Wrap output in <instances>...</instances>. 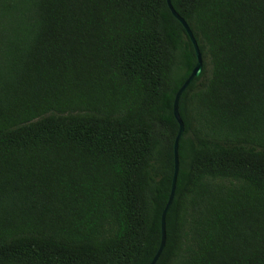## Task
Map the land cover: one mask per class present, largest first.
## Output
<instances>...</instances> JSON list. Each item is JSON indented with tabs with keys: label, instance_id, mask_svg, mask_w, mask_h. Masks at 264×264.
Here are the masks:
<instances>
[{
	"label": "trees",
	"instance_id": "1",
	"mask_svg": "<svg viewBox=\"0 0 264 264\" xmlns=\"http://www.w3.org/2000/svg\"><path fill=\"white\" fill-rule=\"evenodd\" d=\"M178 100L155 264H264V0H170ZM196 63L166 0H0V264H149Z\"/></svg>",
	"mask_w": 264,
	"mask_h": 264
},
{
	"label": "water",
	"instance_id": "2",
	"mask_svg": "<svg viewBox=\"0 0 264 264\" xmlns=\"http://www.w3.org/2000/svg\"><path fill=\"white\" fill-rule=\"evenodd\" d=\"M166 1H167V5H168L171 13L183 25V27L186 30V33L188 34V36H189V38L193 44V47L195 50V55H196V63L194 65V67L192 68L189 76L181 84V86L176 91L175 96H174L173 114H174V117L176 118L179 126H178L177 134H176L175 139H174V146H173V153H174L173 154V158H174L173 175H172V180H171L170 193H169L167 202H166V204L162 210L161 218H160V227H161L160 243H159V246H158L155 254L153 255L151 261L149 262V264H155L156 260L158 259L159 255L163 249L164 243H165V215H166V212L168 211V209L171 205V202H172V198H173L174 190H175L177 173H178V169H179L178 141L183 134L184 125H183L182 119L180 118L179 113H178V100H179V97L182 94V92L190 84V82L193 80V78L200 75V73L202 71V63H203L202 54L198 48L197 42H196V40L192 34L191 29L189 28L186 21L174 10V8L171 5V1L170 0H166Z\"/></svg>",
	"mask_w": 264,
	"mask_h": 264
}]
</instances>
